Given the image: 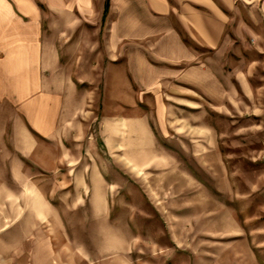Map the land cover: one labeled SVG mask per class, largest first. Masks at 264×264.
<instances>
[{
	"label": "rangeland",
	"instance_id": "obj_1",
	"mask_svg": "<svg viewBox=\"0 0 264 264\" xmlns=\"http://www.w3.org/2000/svg\"><path fill=\"white\" fill-rule=\"evenodd\" d=\"M244 2L250 89L225 66L188 107L159 112L123 65H85L74 125L38 139L53 171L22 161L12 174L16 110L0 101V264H264V0Z\"/></svg>",
	"mask_w": 264,
	"mask_h": 264
},
{
	"label": "crops",
	"instance_id": "obj_2",
	"mask_svg": "<svg viewBox=\"0 0 264 264\" xmlns=\"http://www.w3.org/2000/svg\"><path fill=\"white\" fill-rule=\"evenodd\" d=\"M244 3L0 0V101L16 110L18 132L10 138L12 174L18 175L22 161L54 170L52 148L38 139L52 142L60 124L74 125L84 107L75 81L85 65L94 72L108 65L109 73L123 65L131 93L133 87L139 90L137 98L156 92L159 112L167 111L170 99L188 107L196 88L205 87L225 66H232L229 79L238 89H250L245 83V23L234 17ZM53 19L59 26H53ZM231 21L239 24L231 29L234 39L226 35ZM75 30L81 31L79 42H65Z\"/></svg>",
	"mask_w": 264,
	"mask_h": 264
},
{
	"label": "trees",
	"instance_id": "obj_3",
	"mask_svg": "<svg viewBox=\"0 0 264 264\" xmlns=\"http://www.w3.org/2000/svg\"><path fill=\"white\" fill-rule=\"evenodd\" d=\"M107 8V7H106ZM107 10V9H106Z\"/></svg>",
	"mask_w": 264,
	"mask_h": 264
}]
</instances>
